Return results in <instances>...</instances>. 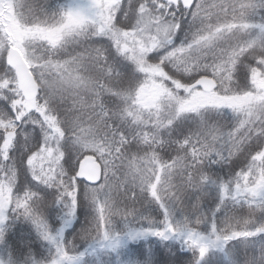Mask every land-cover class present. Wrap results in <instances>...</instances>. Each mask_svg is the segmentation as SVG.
Instances as JSON below:
<instances>
[{
    "label": "snow or ice",
    "instance_id": "obj_1",
    "mask_svg": "<svg viewBox=\"0 0 264 264\" xmlns=\"http://www.w3.org/2000/svg\"><path fill=\"white\" fill-rule=\"evenodd\" d=\"M147 238L264 264V0H0V264Z\"/></svg>",
    "mask_w": 264,
    "mask_h": 264
},
{
    "label": "trees",
    "instance_id": "obj_2",
    "mask_svg": "<svg viewBox=\"0 0 264 264\" xmlns=\"http://www.w3.org/2000/svg\"><path fill=\"white\" fill-rule=\"evenodd\" d=\"M36 2L39 5H45V4H47V5H55L56 3L64 2V0H36ZM187 27H188V25H187V23H185L184 24V32H181L179 34L180 38L176 41L177 43H179L180 40L183 39V36H184L185 32L187 31ZM17 227H19V231H23V232H25L26 229L28 228V226L26 224H23V223H19V226H17ZM69 231H71V230H69ZM24 235L27 236L28 233H27V235L26 234H24ZM19 236H20V234L17 232L16 237H19ZM165 243H170V242H163V243L157 244L156 238L141 239V240H138V241H134V243L132 241H130L125 246L120 248L118 253H113V252H111V253L113 255V258L116 257V256L119 257V255H123V256L128 255L131 258L132 261H134L136 264H139L140 257L136 254V249H139V248L142 247L143 251H144V258L146 259L147 253H148V255L151 254L152 251L157 246L163 248ZM176 248L179 251V246L178 245L176 246ZM165 251H167V249H165ZM241 254L243 255V253H241ZM86 259H90L89 261L91 263V260L95 259V258H94V256H89V257H86ZM110 259H111V261L113 260L112 258H110ZM118 260H120V259H118ZM112 263H115V261L112 262ZM112 263L109 262L108 264H112Z\"/></svg>",
    "mask_w": 264,
    "mask_h": 264
},
{
    "label": "rangeland",
    "instance_id": "obj_3",
    "mask_svg": "<svg viewBox=\"0 0 264 264\" xmlns=\"http://www.w3.org/2000/svg\"><path fill=\"white\" fill-rule=\"evenodd\" d=\"M26 225H27V224H26ZM17 226H19V223L16 225V228L13 229V233H15V236H16L17 232H18V233L20 234V236H21L22 234H26V235H27V233L30 231L28 225H27L28 228L26 229L25 232H23V231H19V227H17ZM14 238H15V237H14ZM33 239H34V234H33ZM132 242L134 243V241H132ZM9 243L12 244L11 240L9 241ZM33 247H34V249H39V250H40L41 252H43L45 255L47 254V249H46V247L44 246V244H43L42 241L35 240V243H34ZM118 251H119V250H118ZM113 253H118V252H113ZM110 254L112 255V253H110ZM110 254L108 253V254H106L104 257H102L104 264H108L109 262L112 263V262H114V261H115V263H112V264H120L121 261H124L125 264H136L134 261L131 260V258H130L128 255H125V256H123V255H119V257L116 256V257L113 258V255L111 256ZM151 254H152V253H151ZM151 254L148 255V253H147L146 259H149V258L151 257ZM7 255H11V253L9 252V253H7ZM94 258H95V259H92L90 264H92L93 261H95V264H99V261H100L101 258H97V257H94ZM110 258H112L113 260L111 261ZM90 259H91V258H90ZM90 259H88V260H90ZM118 259H120V260H118Z\"/></svg>",
    "mask_w": 264,
    "mask_h": 264
},
{
    "label": "water",
    "instance_id": "obj_4",
    "mask_svg": "<svg viewBox=\"0 0 264 264\" xmlns=\"http://www.w3.org/2000/svg\"><path fill=\"white\" fill-rule=\"evenodd\" d=\"M85 164H86V166H87V165H88V162L86 161Z\"/></svg>",
    "mask_w": 264,
    "mask_h": 264
}]
</instances>
